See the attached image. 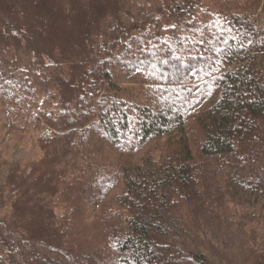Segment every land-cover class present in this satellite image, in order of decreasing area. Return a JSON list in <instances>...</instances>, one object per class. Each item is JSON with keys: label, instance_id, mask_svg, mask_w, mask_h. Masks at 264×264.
Segmentation results:
<instances>
[{"label": "trees", "instance_id": "16d2710c", "mask_svg": "<svg viewBox=\"0 0 264 264\" xmlns=\"http://www.w3.org/2000/svg\"><path fill=\"white\" fill-rule=\"evenodd\" d=\"M262 234L264 0H0V264H264Z\"/></svg>", "mask_w": 264, "mask_h": 264}, {"label": "rangeland", "instance_id": "374dc122", "mask_svg": "<svg viewBox=\"0 0 264 264\" xmlns=\"http://www.w3.org/2000/svg\"><path fill=\"white\" fill-rule=\"evenodd\" d=\"M138 75L135 74H130V73H123L121 74V82L124 85H134L138 82ZM2 133H3V140L5 142H12V126H11V122L9 117L7 116V113H3L2 114ZM51 132H47V135L49 136ZM24 150V154H26V151H28V147H25ZM26 150V151H25ZM11 156H13L12 158H16V157H20L23 156V151L22 150H14L11 151ZM261 232V231H259ZM264 235V234H262ZM251 246L250 244H248V249H250ZM249 252V251H248ZM248 252L245 253V259H247L248 257L252 259L251 255H248ZM254 260V257H253Z\"/></svg>", "mask_w": 264, "mask_h": 264}]
</instances>
